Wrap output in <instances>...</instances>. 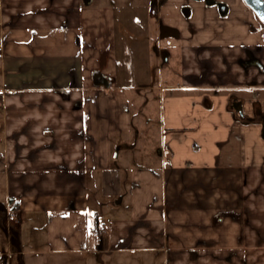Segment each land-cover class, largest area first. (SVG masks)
<instances>
[{
  "label": "crops",
  "instance_id": "0c3cea01",
  "mask_svg": "<svg viewBox=\"0 0 264 264\" xmlns=\"http://www.w3.org/2000/svg\"><path fill=\"white\" fill-rule=\"evenodd\" d=\"M131 1L0 0V204L48 229L45 253L12 230L0 264H264V21L245 0ZM100 188L126 211L112 229Z\"/></svg>",
  "mask_w": 264,
  "mask_h": 264
},
{
  "label": "rangeland",
  "instance_id": "374dc122",
  "mask_svg": "<svg viewBox=\"0 0 264 264\" xmlns=\"http://www.w3.org/2000/svg\"><path fill=\"white\" fill-rule=\"evenodd\" d=\"M136 1V0H135ZM139 1V0H137ZM144 2L145 0H140ZM134 1L131 0H94L95 5L99 4H106V5H112L114 7L121 6L122 4H134ZM142 5V4H139ZM172 66L176 67L174 63ZM167 72V70H165ZM158 95V92L155 91ZM148 105L142 109L143 114H146L150 112L152 109L153 115H159L160 113V102H152L149 101L147 103ZM161 127L159 120H153V123L151 125L150 130L151 132H143L139 135V144H142L143 146L146 145V148L148 146H151L153 149L158 145L159 143V134H155L159 131V128ZM146 148L144 153L140 155V158H143L146 152ZM112 155L115 157L116 155L122 156L123 152L121 150L112 149ZM120 151V152H119ZM148 154V153H147ZM145 155L144 157L147 160L148 155ZM95 188H91V192H94ZM99 197L102 200L110 201V205L105 210L106 212L109 211V215H104L105 217L103 220H101V224H104L107 229H112V221L115 218H119V216L125 217L126 211H124L123 207L116 208L112 206V203L116 200L112 196H107L105 194V190L103 188L99 189ZM127 197V196H126ZM0 203L4 205V207L7 209L8 212H10L9 208H7V202H6V195H5V185L4 180L0 176ZM128 203V198H125L124 205ZM2 204H0V253L7 252V242L9 240V237L13 235L12 230L15 231L23 239L24 236L25 240L22 242V249H25V251L29 250H37V252L43 251L45 253L48 249L47 245V238H48V229L45 225H42L41 221H39L37 224L33 225L34 220H32L30 217L27 219H24L23 224L19 227L17 218L13 217L10 218L9 223L6 222L7 218L5 215V208L2 207ZM121 213V214H120ZM9 235V237H8ZM14 236V235H13ZM13 238V237H12ZM128 251H113L111 253H105V254H98L94 256L87 255L83 258L75 255H60V254H24L25 259L27 261V264H163V257L164 255L162 253H155V252H142V251H136L133 247L126 248ZM13 264H21V261L19 258L14 259ZM167 264V263H166Z\"/></svg>",
  "mask_w": 264,
  "mask_h": 264
},
{
  "label": "water",
  "instance_id": "95a60500",
  "mask_svg": "<svg viewBox=\"0 0 264 264\" xmlns=\"http://www.w3.org/2000/svg\"><path fill=\"white\" fill-rule=\"evenodd\" d=\"M245 2L257 13L261 20L264 21V0H245ZM104 84L105 86H109L110 81L108 79H104ZM234 108L242 114L241 103H235Z\"/></svg>",
  "mask_w": 264,
  "mask_h": 264
}]
</instances>
